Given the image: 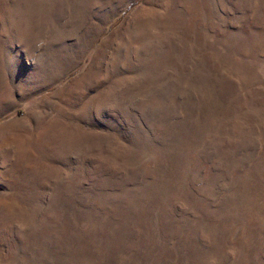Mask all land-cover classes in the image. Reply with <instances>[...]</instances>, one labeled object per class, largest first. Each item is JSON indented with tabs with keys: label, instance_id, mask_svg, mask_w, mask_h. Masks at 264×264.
<instances>
[{
	"label": "rangeland",
	"instance_id": "1",
	"mask_svg": "<svg viewBox=\"0 0 264 264\" xmlns=\"http://www.w3.org/2000/svg\"><path fill=\"white\" fill-rule=\"evenodd\" d=\"M0 264H264V0H0Z\"/></svg>",
	"mask_w": 264,
	"mask_h": 264
}]
</instances>
